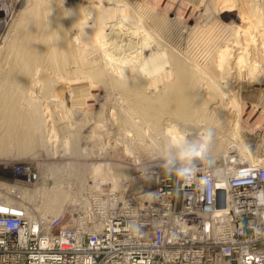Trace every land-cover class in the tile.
Instances as JSON below:
<instances>
[{
  "label": "bare ground",
  "instance_id": "bare-ground-1",
  "mask_svg": "<svg viewBox=\"0 0 264 264\" xmlns=\"http://www.w3.org/2000/svg\"><path fill=\"white\" fill-rule=\"evenodd\" d=\"M105 1L77 0L75 3L66 4V0H38L36 4L35 2L33 3L35 4L34 8L30 1L33 10H28L19 22L17 28L18 36L12 48L14 50V65L11 64L12 68L7 73L9 78H4L5 80L7 79L5 81V91L8 96L11 95L7 101L6 113L4 112L7 117L4 118H6L8 124H13L12 126L20 124L21 127V123L19 122H22L29 126L28 129H30L33 125L42 123L41 121V123L39 122L40 118L36 112L37 109H40L36 102L38 105H36L37 109L33 110L36 112L34 113L36 115H33V112L32 115L29 113L28 117H23V113L21 115L18 114L20 107L18 108L19 102L17 101L20 99L26 102L31 96L33 99L34 96L31 94L37 91L33 86H30V90L28 89V85L32 83L30 82L29 84L31 76L32 78H38V83H41L42 89L47 92L45 95L55 92L54 94L57 96L58 92H60L59 97L61 99L59 100L58 96L55 99L60 101L62 107L68 98L64 91V87L67 88V86L72 87L75 90L74 93H77L76 96L74 95L70 99L72 104L74 106L82 104V107L92 86L95 87L96 85L97 87V85H100L104 86V88L109 87L111 90L119 91L124 98L131 99L130 104L132 102V107L135 111L133 113L139 115L138 118L146 125L148 132L152 135L151 137L155 136L157 140L162 139L165 144L177 131H185L189 138H191L205 128H217L218 130L226 128L228 130L229 127L227 125H233L229 124V122L232 119L234 120V118H230L229 110L231 108L239 109L241 104L247 103V101L250 104L249 109H252L259 115L264 114V51L262 54L258 53L259 55L252 59L253 61H248L249 57H247L252 55L250 54L251 51L249 52L250 48L258 50L261 47L264 50V9L260 11L256 9V6V8L251 6V3L246 5L245 1L243 2L245 5H239V9H237L236 2L238 0L235 3L232 1L230 3L228 2L229 0H217L221 6H219L221 8H219L220 12L230 19L229 23L225 24V22L222 23L220 20L213 22L212 20L210 22L213 23L204 26L201 25L204 21L201 17L203 20L201 23L200 20H194V23L191 25L185 24L183 26V29H185L183 33L186 31L187 41L183 51L178 48L177 44L171 41L172 36H174L172 35L175 30L174 25L177 22L180 23V19L178 21L179 15H175L173 18L166 16V13L162 15L156 8L146 4L145 0H107L108 3ZM193 1L194 5H192L197 9L199 16H201V11L203 15L210 14L209 12L212 11V7L215 4L213 0ZM261 4L263 6V3ZM164 12L167 11L165 10ZM208 17L205 18L207 19ZM205 23L207 25V22ZM178 37L180 36L178 35ZM43 61L49 62L58 71L55 74L59 75L58 81L62 76L64 77H62L63 81H65V77H67L66 81L68 78L72 80L68 83L69 85H61L57 81H54V79L51 81V77L46 75L48 73L45 74L46 70L44 73L42 72L45 68L41 67ZM73 79L77 81H73ZM5 82L2 81L3 85ZM2 83H0V88ZM34 83L37 84L35 80ZM97 88L99 89V87ZM104 88L102 90L105 91L107 88ZM1 90L5 93L2 88ZM28 91L31 94L26 98ZM2 92L1 94L4 95ZM7 95L4 96L7 98ZM32 102L34 103V101ZM3 103L5 104V102ZM25 105H27V102ZM24 107L26 112L30 106H27L28 108ZM83 112L85 113L84 110ZM130 112L132 113V111ZM233 112L235 113V111ZM42 119L44 121L45 117ZM125 120H122L124 121L123 123L131 121L129 119H127L128 121ZM238 120L235 122L236 124L234 123V128L233 130L231 128L230 133L233 136V140H236L234 148H237L240 154V159L237 160H240L243 162L240 163L246 166H264V159H259L256 155L255 157L245 145L240 135V124L242 121ZM46 121L48 120H45V123ZM132 122L136 126L131 123L134 128L139 131L145 130V126L141 127L134 123V121ZM23 128L20 129L23 130ZM39 128L35 126V129H33L37 132ZM216 130L215 133L217 134ZM29 132V130L26 131V138L31 140L36 132ZM145 133H147L146 130ZM145 133L143 132V134ZM19 134L17 133V135ZM224 136L226 137V134L222 135L221 138L220 136L215 138L216 136L213 135L209 148V156L213 158L225 156L227 158L225 160H230L233 157L231 156L232 154L229 155L232 148L229 149L226 146L228 137L224 138ZM12 137V140L15 139ZM94 171V174L99 173L110 176L108 175L110 172L108 168L100 169L95 166ZM86 186L88 187L87 182ZM20 189L24 191L28 190L27 188ZM19 192L22 191L19 190ZM59 202L60 199H56L51 204L59 206ZM29 217L41 219L35 215H31L30 212Z\"/></svg>",
  "mask_w": 264,
  "mask_h": 264
},
{
  "label": "rangeland",
  "instance_id": "rangeland-1",
  "mask_svg": "<svg viewBox=\"0 0 264 264\" xmlns=\"http://www.w3.org/2000/svg\"><path fill=\"white\" fill-rule=\"evenodd\" d=\"M30 1L32 4L30 3ZM37 1L38 0H29V1L28 0H0V79H1L0 83H2V81L3 82L7 81V79L5 80L4 78H9V75H7V73L9 70H11L12 65H14V61H13L14 60V50L12 48H13V43L15 42L18 36L17 28H18L19 22L22 16L26 14L28 10L29 11L33 10L32 7L33 6L35 7V4ZM189 1L190 0H186V1L185 0H145L146 4L156 8L158 12L160 11L159 13L162 15L163 14L165 15L166 13V16H169L171 18H173L175 15L177 16L179 15L178 21L180 19V23L176 21L177 24L179 25L177 24L174 25V29H175L173 32L174 34L172 33V35L174 36H172L171 41L172 43L177 44L178 48H180V50H183V51L186 47L185 43L187 41L186 40L187 33H185L186 31H184L183 33V30H185L183 29V26H185V24L191 25L194 23V20L195 21L200 20V23H201L204 20L205 22H207V25L204 21L203 22L205 24L202 22L201 25L208 26V24H211L219 20L222 23L225 22V24H228L230 21V19H228L225 16V14H222L220 12L221 6L217 0H213V2L215 1L214 2L215 4L212 2V4L214 5L212 7V11L209 12L212 16L210 14L203 15L202 11L200 12L201 16H199L197 9L193 7L194 1L191 0L190 1L191 4ZM230 1L235 3L237 0H229L228 2ZM244 1L246 2V5L251 3L250 4L251 6H254V7L256 6L257 8L256 7L255 8L259 9L260 11L264 9V0H243V1L238 0L236 2L237 9H239L240 7L239 5H242V6L245 5V3H243ZM34 2L35 4H33ZM66 2H67L66 4H71L73 2L74 3L77 2V0H71V1L66 0ZM105 2L108 3L107 0ZM261 3H263V6ZM30 4L32 5V7ZM163 10L164 11L166 10L168 14L169 13L170 14L168 15L167 12H164ZM189 15L191 16L190 18H189ZM201 17L203 20L201 19ZM205 17H208L211 20L207 18L209 21L208 22ZM188 20L189 22H187ZM212 20L213 22H210ZM180 28L181 30H179ZM178 35L180 37H178ZM250 49H249V52L251 51L250 54L252 55L247 56L249 57L248 61H253L252 59H254L259 54H262L264 51L263 48L261 47H259L258 50H256V48L255 49L250 48ZM41 65H42L41 67L43 68L47 67L46 69L42 68L43 69L42 72L44 73V71L46 70L45 74L48 73L46 75L48 77H51V81L54 79V81H57L59 84L65 85V86L69 85L68 83L72 81L69 78H68L69 81L68 79L66 81L67 77H65L64 79L65 81H63L62 80L64 78L63 76H62L63 78L60 77L61 79H59L58 81L57 78H59V75H55L58 73V71L49 62L43 61ZM8 66H11V67H8ZM5 75L7 76L5 77ZM54 76H57V77H54ZM33 78L31 76L29 79V84L30 82L32 83L31 85H28V89L30 88V86H33L34 89H36L37 91L33 92V94H31L30 91L26 93V98H28V96L31 94L34 96L33 99H32V96L29 97L28 98L29 102L28 100L26 101L27 105H25L26 104V102H24L25 100L21 101L19 99L17 102L20 103V104L18 103V108L20 107L18 114L21 115L23 113L22 114L23 117L25 116L28 117L30 114L32 115V112H33V115H36L34 113L37 112V115L41 119V120L39 119V122L40 121L42 122V123L40 122L42 126L39 123L35 125V126H38V128L40 127L37 130V132L34 130L35 129L34 125L32 128H30L31 129L30 130L28 129L29 126L23 124L22 122H19L21 123V127H20V124H16L17 127L16 125L12 126L13 124H10V123L8 124V122L6 121L7 117L5 115L6 113L5 110L8 104L7 102L9 100L8 98L11 95L8 96L5 91L6 82L4 85L3 83L1 84L2 85L1 88L5 91V93L2 92L1 88H0V91L4 93V95H7L8 97L6 98L0 92V103H1L0 112L3 111L0 113V118H1L0 119V206H2L3 204H9V205L22 204L28 209V212H30L31 215L33 216L35 215L38 218H45V219H48L51 216H58L61 214H65V219L60 224L62 226L63 224L66 223V220L70 218V215H67L68 211L70 210V207L74 203L77 202L76 200L81 195L82 189L87 188L86 182L88 183V186L92 185L93 183L108 184V185L111 184L115 188L123 190L125 193H151L155 189V186L157 185V183L167 177H173L175 179H180L179 177H177L175 172L169 171L165 168L164 160L159 153L161 151V148L165 145V142H163L162 139L157 140L155 136L151 137L152 135H150V132H148V128L146 127V125L142 122V120H140V118H138L139 115L137 113L135 114L133 113L134 109L132 107V102L130 104L131 99L124 98L120 94L119 91H116L113 89L111 90V88L109 87L104 88V86L102 87L100 85L99 86L97 85V87H99L98 89L95 85L96 88L92 86L91 89L89 90L88 95L86 96L84 106L86 105L87 106L82 107L81 106L82 104L79 106H74L70 99H72L74 95L76 96L77 93H74L75 90L72 87L71 89L69 86H67V88L64 87V91L66 92L68 98L65 100L66 105L64 104V106L62 107L59 101L61 99L59 97L60 92H58V95H57L59 100L55 99L57 98L56 94H54L55 92L48 93L46 94L47 95L46 96L45 93L47 92H45V90L42 89L43 86L41 85V83H38L37 81L38 78L37 77H36L37 79L35 77ZM34 80L35 82H37V84L34 83ZM73 81H77V80L73 79ZM102 88L104 89L107 88L106 89L107 94H106V90L104 91L102 90ZM39 90H42V91H39ZM51 94H54V95H51ZM3 99H4L3 102H5V104L2 102ZM30 99L34 101V103ZM247 103L241 104L239 109L231 108L232 110L231 109H230L231 111L229 110L230 116H231L230 118H234V120L232 119L231 122H229V124H233L231 125L232 127L227 125L229 127V128L227 127L228 130H226V128H224V130L223 129L218 130L217 128H216L217 130L213 129L214 133H215V130L217 132V134L215 133L216 135L214 134V136H216L215 138L219 136L221 138L222 135L226 134V137L224 136V138L228 137L226 146H228L229 149L230 148L233 149V150L232 149L230 150L231 152L229 151L230 152L229 155L232 154L231 156H233L234 158L232 157L230 160L229 159L225 160L227 159L225 158V156L220 157V158H213L208 155V158L206 160L197 161L196 163H199V164L204 163L210 167H219L221 165L229 166L231 164L243 165L241 164L243 162H241L240 160H237V159H240V154L238 152V149L234 148V146L236 145L235 143L236 140L234 139L235 140L234 141L233 136L230 134L231 128L233 130L234 125L236 124L235 122L238 120V118H239L238 121L240 122L242 121V123L240 124V130H241L240 135L242 139L244 140L245 145L247 146L249 151L254 156L256 155L257 158L264 159V114L259 115L252 109H249L250 104L248 101ZM3 104H4V107H3ZM21 104L23 106H19ZM36 105L40 109H37ZM24 106H26V108L30 106L29 107L30 109L29 108L28 110L26 109L28 112L27 111L25 112ZM2 107L4 108V110ZM126 107H127V110H126ZM43 108L44 109L46 108V109L44 110ZM34 109H37V111L35 110L36 112H34L33 111ZM39 110L40 112L38 113ZM83 110L85 111V113L83 112ZM101 110L103 113L101 112ZM130 111H132L133 114ZM233 111H235V113ZM41 112L44 115H42ZM88 113H89V116H88ZM130 114H132V116H130ZM43 117H45L44 121L42 119ZM125 118L126 120L129 119L131 121L128 123L126 122L123 123L124 121L122 120H125ZM45 120H48V121H46L45 123ZM132 121H134V123H136L138 126L139 125L141 127L145 126L144 128L147 133H145L144 129L139 131L138 129L134 128L133 125L135 126V124H133ZM121 123L123 124L121 125ZM8 127H11V128H8ZM20 128L21 129L23 128V130H21ZM28 130L30 132L31 131L36 132V134L32 136L31 140L29 139L30 141L28 140V138H26L27 136L26 131ZM15 131H16V134H15ZM142 131L146 135L143 134ZM8 133L11 135H9ZM13 133L15 136L13 135ZM17 133H20V134L17 135ZM7 135L10 136V138H8ZM12 135L15 138L13 139L14 141L11 139ZM229 140H230V143H229ZM8 142L10 145L8 144ZM95 166L100 169L108 168L110 171L108 175L110 176L101 175L99 173L94 174ZM111 178H112V181H111ZM14 186H17V187H14ZM20 188H27L28 190L24 191L23 189H20ZM19 190L22 192H19ZM56 199H60L59 206H55V205L53 206V204H51V202L53 203L54 201H56Z\"/></svg>",
  "mask_w": 264,
  "mask_h": 264
},
{
  "label": "built area",
  "instance_id": "built-area-1",
  "mask_svg": "<svg viewBox=\"0 0 264 264\" xmlns=\"http://www.w3.org/2000/svg\"><path fill=\"white\" fill-rule=\"evenodd\" d=\"M233 165L196 163L197 179L151 193L93 183L62 226L3 204L0 264H264V166Z\"/></svg>",
  "mask_w": 264,
  "mask_h": 264
},
{
  "label": "clouds",
  "instance_id": "clouds-1",
  "mask_svg": "<svg viewBox=\"0 0 264 264\" xmlns=\"http://www.w3.org/2000/svg\"><path fill=\"white\" fill-rule=\"evenodd\" d=\"M212 128L202 129L200 133L189 138L185 131H177L161 148L160 155L167 170L175 172L185 181L197 179V161L206 160L213 139ZM205 182L207 177H199ZM260 196L264 198V193Z\"/></svg>",
  "mask_w": 264,
  "mask_h": 264
}]
</instances>
